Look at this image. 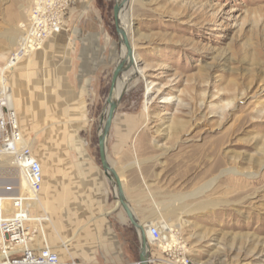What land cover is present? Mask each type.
I'll return each instance as SVG.
<instances>
[{"label": "rangeland", "instance_id": "1", "mask_svg": "<svg viewBox=\"0 0 264 264\" xmlns=\"http://www.w3.org/2000/svg\"><path fill=\"white\" fill-rule=\"evenodd\" d=\"M115 1L80 8L71 0L65 17L70 48L90 35L97 69L88 86L73 83L76 93H68L55 83L37 91L20 84L21 131L42 164L75 148L98 155L111 75L124 53ZM30 5L0 0V65L24 33ZM122 14L142 75L120 92L107 158L125 188L155 204L152 223L161 211L175 228L168 254L162 242L149 244L151 264H264V0H136ZM30 58L6 71L11 103V78L33 72L21 66Z\"/></svg>", "mask_w": 264, "mask_h": 264}, {"label": "crops", "instance_id": "2", "mask_svg": "<svg viewBox=\"0 0 264 264\" xmlns=\"http://www.w3.org/2000/svg\"><path fill=\"white\" fill-rule=\"evenodd\" d=\"M77 1L80 8H86L90 0ZM63 28L46 39L44 49L33 51L31 58L21 65L33 66L34 73L25 77L17 74L11 78L16 114L17 101L21 98L20 84L23 82H31L35 91L41 89L42 84L49 83L52 88L55 83L54 90L57 88L68 93H76L73 83L80 86L90 83L91 75L97 69V65H91L89 61L90 35L81 39L78 48L74 44L70 48L71 44L66 40L68 33ZM17 118L20 122L18 114ZM19 126L21 129L20 123ZM121 140L120 135L115 134L112 141L118 143ZM32 151L42 167L38 194L40 205L49 217L44 224V240L57 253L59 260L76 259L89 264H138V231L118 205L99 154H95L92 148H75L64 159L49 154L42 164L37 153ZM122 187L137 223L146 231L153 222L155 204L149 201L147 195L135 193L125 188L123 183ZM43 245L40 237L32 243L34 247Z\"/></svg>", "mask_w": 264, "mask_h": 264}, {"label": "built area", "instance_id": "3", "mask_svg": "<svg viewBox=\"0 0 264 264\" xmlns=\"http://www.w3.org/2000/svg\"><path fill=\"white\" fill-rule=\"evenodd\" d=\"M70 4L71 0H31L24 35L11 57L16 61L28 56L60 32ZM0 179L5 180L0 187V264H89L76 259L61 261L45 244L44 224L49 217L38 195L42 167L22 136L15 108L5 92L0 93ZM146 234L149 244L162 238L159 226L153 223L147 226ZM37 237L44 241L43 246H32ZM168 251L163 248L162 252ZM174 264L192 263L181 258Z\"/></svg>", "mask_w": 264, "mask_h": 264}, {"label": "water", "instance_id": "4", "mask_svg": "<svg viewBox=\"0 0 264 264\" xmlns=\"http://www.w3.org/2000/svg\"><path fill=\"white\" fill-rule=\"evenodd\" d=\"M127 1L128 0H116L115 4L113 5V18H114L115 30L118 36L120 37L122 44L125 47V55L123 58H120L118 60L111 75L109 92L106 99L108 108L106 110L105 116L102 118V126L100 127V132L98 134L97 144H98V154H99L101 166L107 178L109 179V181L113 186L118 205L123 209L132 226H134L138 231L140 238V251H139L138 264H151L149 260V249H148L149 243H148L146 231L142 226H140L137 223L135 219L134 213L131 210L125 198L119 174L117 170L109 163V160L107 158V149H106L107 138L115 115L117 101L118 98L120 97V94L117 98L113 97L114 89L117 85V82L120 80L121 75L126 71H128L129 68L132 66L133 49L131 47V44L129 42V39L125 31L123 30V28L119 23L120 12Z\"/></svg>", "mask_w": 264, "mask_h": 264}, {"label": "bare ground", "instance_id": "5", "mask_svg": "<svg viewBox=\"0 0 264 264\" xmlns=\"http://www.w3.org/2000/svg\"><path fill=\"white\" fill-rule=\"evenodd\" d=\"M136 0H128L125 4H124V7L127 5V4H131V3H135ZM123 7V8H124ZM129 7V5H128ZM123 10V9H122ZM122 10L120 12V15H119V23L121 25V27L123 28V30L125 31L126 35H127V32H130L129 30H131V21H127L126 18H122L123 14H122ZM122 18V20H121ZM126 20V21H125ZM16 35V34H15ZM24 35V33H22L18 39L16 41H14V45H15V48L17 47V44L19 42V40L22 38V36ZM13 36L14 35H9L8 39L9 41H11L13 39ZM128 37V36H127ZM15 40V39H14ZM13 41V40H12ZM12 43V42H11ZM132 49L134 50V47L133 45L131 46ZM14 48V49H15ZM14 49L12 51L9 52V54L6 56V57H3L5 59L4 61V65H0V93L1 92H5L6 93V96L10 102L11 100V96L8 92V78L6 76V71L9 70V69H12L13 67H16V65L18 63H20L22 61V59H25L27 56H24L22 58H19L17 59L16 61L14 60V58H12V53L14 51ZM122 50L124 51L123 55L120 56V58H123L124 55H125V47L124 45L122 44ZM4 54V53H3ZM2 54V55H3ZM31 54H29L28 56H30ZM127 60V59H126ZM136 65H137V57H136V54L133 53V56H132V66L129 68L128 71H126L125 73H123L121 75V78L120 80L117 82V85L114 89V93H113V97L114 98H117L120 94V92H123L125 91L126 89H128V87L130 86L131 84V79L132 78H136V77H139L140 75H142V70L139 68L137 69L136 68ZM147 90L149 92L150 90V86L147 84ZM148 102H146L147 104ZM242 122V121H241ZM176 125L173 127V129L177 130L178 127H180V125L178 123H175ZM243 124V122H242ZM136 137V136H135ZM135 142V141H134ZM135 157V156H134ZM136 159V158H135ZM133 164L135 166H139V162L137 160H134L133 161ZM212 169H214L213 166L211 167H208L207 169L205 168V170H202L203 173H207L208 171H211ZM202 173V174H203ZM5 180L3 179H0V187L2 186V184L4 183ZM211 185V183H208L206 184V188H209ZM216 203H212V205H215ZM201 206L204 205V203H201L200 204ZM174 208H177L174 206ZM162 210V209H161ZM158 214V213H157ZM158 218L160 220H158L156 222V224L159 226L161 232L162 230H165V233H168L169 234V237H165L163 235V232H162V238L160 240V242H162L163 244H158L159 247L161 248H172V246L174 245V234H172L174 231H175V228H173V226L171 224H168L166 221H165V217H164V212H159V216ZM170 238V239H169ZM49 246V245H48Z\"/></svg>", "mask_w": 264, "mask_h": 264}]
</instances>
